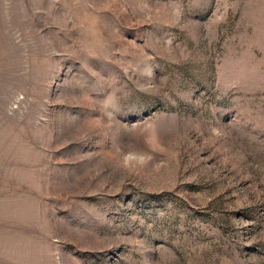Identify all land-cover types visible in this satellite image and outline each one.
<instances>
[{
  "label": "rangeland",
  "instance_id": "1",
  "mask_svg": "<svg viewBox=\"0 0 264 264\" xmlns=\"http://www.w3.org/2000/svg\"><path fill=\"white\" fill-rule=\"evenodd\" d=\"M0 264H264V0H0Z\"/></svg>",
  "mask_w": 264,
  "mask_h": 264
}]
</instances>
